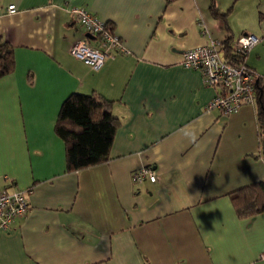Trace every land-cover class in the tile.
Returning <instances> with one entry per match:
<instances>
[{
	"label": "crops",
	"instance_id": "1",
	"mask_svg": "<svg viewBox=\"0 0 264 264\" xmlns=\"http://www.w3.org/2000/svg\"><path fill=\"white\" fill-rule=\"evenodd\" d=\"M71 5L120 37L98 70L70 52L98 43ZM245 33L260 38L244 61L264 78V0H0L15 60L0 77V192L24 190L28 203L0 227V264H264V211L238 217L230 199L264 184L256 102L207 110L214 89L181 63ZM72 92L110 100L120 122L108 160L78 170L55 132ZM144 166L155 181L133 179Z\"/></svg>",
	"mask_w": 264,
	"mask_h": 264
},
{
	"label": "built area",
	"instance_id": "2",
	"mask_svg": "<svg viewBox=\"0 0 264 264\" xmlns=\"http://www.w3.org/2000/svg\"><path fill=\"white\" fill-rule=\"evenodd\" d=\"M14 5L8 11H14ZM73 16L93 37L97 36L100 47L90 45L87 39L74 42L71 54L84 61L91 69H98L104 60L120 49V37L107 25L78 5L68 6ZM260 38L252 33L241 34L232 44L233 58L228 61L220 53V42L211 39L208 43L186 49L182 53L181 63L185 67L198 69L204 84L214 89V94L206 104L207 110L217 109L223 114L237 110L241 105L255 102V85L258 75L244 61L245 55ZM155 181L157 176L150 167H141L134 171L133 179ZM28 203L25 191L21 189L2 190L0 192V227L8 228L12 218L26 213Z\"/></svg>",
	"mask_w": 264,
	"mask_h": 264
},
{
	"label": "trees",
	"instance_id": "3",
	"mask_svg": "<svg viewBox=\"0 0 264 264\" xmlns=\"http://www.w3.org/2000/svg\"><path fill=\"white\" fill-rule=\"evenodd\" d=\"M214 13L224 15L217 8L214 9ZM107 25L112 29L111 24L107 23ZM226 42L227 39L223 41L226 45L222 57L228 61H237L233 58L232 46L229 51ZM94 47H100V42L98 41ZM118 50L116 49L110 57H113ZM14 67L13 48L7 41L0 39V77L12 73ZM255 102L261 151L264 154L263 77H259L255 85ZM111 104L110 100L97 93L72 92L64 99L55 124V132L65 143L67 170H78L108 160L113 137L120 124L118 117L111 112ZM230 199L238 217L261 213L264 211V184L257 182L239 187L230 193Z\"/></svg>",
	"mask_w": 264,
	"mask_h": 264
},
{
	"label": "water",
	"instance_id": "4",
	"mask_svg": "<svg viewBox=\"0 0 264 264\" xmlns=\"http://www.w3.org/2000/svg\"><path fill=\"white\" fill-rule=\"evenodd\" d=\"M87 37L92 38L93 36L89 33L86 34Z\"/></svg>",
	"mask_w": 264,
	"mask_h": 264
}]
</instances>
